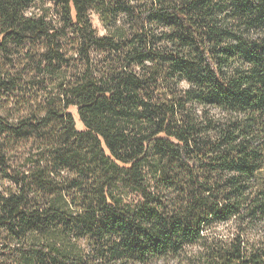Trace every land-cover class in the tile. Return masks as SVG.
<instances>
[{
	"label": "trees",
	"instance_id": "trees-1",
	"mask_svg": "<svg viewBox=\"0 0 264 264\" xmlns=\"http://www.w3.org/2000/svg\"><path fill=\"white\" fill-rule=\"evenodd\" d=\"M67 44L81 74L0 118L36 144L0 143V264H264V0H0V58Z\"/></svg>",
	"mask_w": 264,
	"mask_h": 264
},
{
	"label": "rangeland",
	"instance_id": "rangeland-1",
	"mask_svg": "<svg viewBox=\"0 0 264 264\" xmlns=\"http://www.w3.org/2000/svg\"><path fill=\"white\" fill-rule=\"evenodd\" d=\"M48 7L40 4L32 8L31 12L37 18L49 20ZM92 21L98 35L107 34L97 15L92 16ZM46 53L47 50L42 45H30L25 48L12 47L8 54L10 57L0 58V76L7 82L10 81L12 85L9 88L13 89L1 92L0 118L5 122L13 124L21 119L41 114L46 106L45 102L57 96L54 84L58 83V78L63 77L65 72L69 78L79 76L83 71V60L76 54V47L73 44H67L65 61L62 64L56 63L50 67L46 62ZM71 113L74 115L77 128L82 130L83 126L79 122L76 110L71 109ZM8 139L0 135V143L4 144L5 148V159L8 160L6 169L10 168V173H13L34 161L32 157L36 153V144L34 140ZM10 173L5 174L0 168V193L11 186Z\"/></svg>",
	"mask_w": 264,
	"mask_h": 264
}]
</instances>
